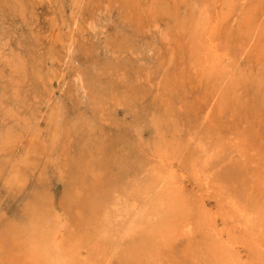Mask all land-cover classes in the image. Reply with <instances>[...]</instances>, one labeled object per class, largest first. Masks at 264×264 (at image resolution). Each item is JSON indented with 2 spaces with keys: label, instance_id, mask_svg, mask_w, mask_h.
<instances>
[{
  "label": "bare ground",
  "instance_id": "6f19581e",
  "mask_svg": "<svg viewBox=\"0 0 264 264\" xmlns=\"http://www.w3.org/2000/svg\"><path fill=\"white\" fill-rule=\"evenodd\" d=\"M12 1L0 4L22 14L29 8L26 0ZM110 1L105 9L118 2ZM182 3L187 10L180 15ZM123 6L125 18L147 17L158 31L159 16L178 13L176 30L188 31L193 42L187 61L172 59L185 67L158 81L163 90L140 100L127 131L114 139L93 134L104 120L107 84L97 80L101 68L89 57L87 70L74 66L72 89L95 113L68 119L56 101L46 117L48 136L39 142V122L23 118L20 108L31 95L39 98L40 87L29 82L25 51H13L0 36V75L7 78L0 87V264H264V0H125ZM75 41L70 34L65 63L77 61ZM248 53V67L237 74ZM192 70L214 80L202 113L188 87ZM54 179L66 185L59 200Z\"/></svg>",
  "mask_w": 264,
  "mask_h": 264
},
{
  "label": "rangeland",
  "instance_id": "374dc122",
  "mask_svg": "<svg viewBox=\"0 0 264 264\" xmlns=\"http://www.w3.org/2000/svg\"><path fill=\"white\" fill-rule=\"evenodd\" d=\"M9 1H12V0H9ZM13 1H15V0H13ZM13 1L10 2L9 4L15 5ZM107 1H110V0H82L81 3H79L78 0H31V1L26 0L25 1L26 5H28L29 8H27V10L25 11L24 14H22L21 12H17V11L15 12L14 9H12V7L5 6L6 7L5 8L4 5L0 4V30H1L0 36L3 37L5 40L9 39L8 41H10L11 48L13 49V51H15V52L17 50L25 51L23 53V56H25V59L27 58V61L29 62V64H28V68L30 71V74L28 76L29 82L35 84L34 88L40 87L39 88L40 94L38 96L39 98H35L34 95H31L32 100H30V102H28L29 103L28 106L24 105L20 108L21 111H23L22 112L23 118L28 119V118L32 117V119H33L32 121L34 123V126L37 124V121L39 122L38 125L40 128V134H41V135H39L40 139L38 138L39 142H41V140L43 141L44 136H46V134H47V130L45 128L48 127V124H47L46 120L48 118V115L51 112V109L54 108L55 103L60 102L61 105H63L65 107V109H64L65 111H63V112H64V116L67 117L68 119L70 117L72 118V117L79 116V115L84 117L85 115H88L90 112L91 113L94 112L90 108V105H88V102H82V101H80L81 99L78 96L74 95V92L72 89V87H73V81L72 80L74 79L73 73H75V70H77V67H79L80 69H83V70H87L86 68H88V66L91 67V64L94 65L95 62H97L95 64V65H97L99 63L97 66H95L96 68L99 66L101 68V69L98 68L100 70H97L96 78L98 81L101 80L102 82L104 81V84H107V85L103 86L104 89L106 90V92L104 90V93L106 95L104 94L105 97H103L104 99H102V102L104 105L103 109H105L107 111L103 110L104 120L101 121V126H100L101 129L100 130L98 129L99 131L94 132L93 134L96 137L100 136V135H102L104 137L108 136V138H110V139H114L117 135L121 134L120 133L121 130L122 131L124 130L125 132L127 131V127H129V125L132 123V121H130V120H132V117L134 114L133 111L136 109V105L139 103L140 100H145L146 102L151 101L149 98L151 95H154V96H151L152 100L156 99V97L160 93V90L161 91L163 90L162 88L160 90H158V87H159V86H157L158 81L163 80L165 76H166V79L167 78L170 79V76H171V80H172L175 77V76L173 77V75L175 74L177 76L178 73L181 71V69L185 67V64H182V65L179 64L178 65L177 63L178 62L182 63L184 61H187V59H188L187 57L191 53L190 52V45H192L193 37H192V35L188 34V31L187 32L186 31H182V32L179 31L178 32V30H176L175 27H176V25H177L176 23L179 19L178 13L180 15L182 13H184L187 10V5H184L182 3L180 5L178 13L176 15H173V16L170 15V18H169V16L164 15V14H163V16H159L158 21L162 23V24L160 23L161 24L160 25L161 31H163L165 35H167L168 33L170 34L169 38H171V39L165 40L164 35L161 34V31H158L156 29V27L151 26L152 22L147 17L141 18L140 19L141 22L136 20L137 17L134 15H132V16L129 15V18H125V15L120 12V10H122L121 7H125V6H123L125 0H115L118 2L116 4H114L115 5L114 7L109 6V8L105 9L104 7H105V4ZM32 2L34 5L32 4ZM35 2H37V3H35ZM41 4H42V6H41ZM1 10H3V11L1 12ZM4 10H6V11H4ZM67 11H68V13H67ZM41 12H42V14H41ZM3 19H4V21H3ZM17 22H19V23H17ZM233 22H232V24H233ZM122 25L124 28H122ZM6 26H8V27H6ZM13 26H15V27H13ZM16 26H18V27H16ZM111 27H113V28L111 29ZM7 28H9V29H7ZM62 28H64V29H62ZM115 28L120 29V30H116ZM39 29H40V31H39ZM108 29L110 32H108ZM232 29H233L232 31H235L236 27L233 26ZM8 30H10V31H8ZM7 32H10V34ZM42 32H43V34H41ZM44 32H46V33H44ZM73 33L76 34L75 46L76 45L77 46L75 48V57L76 58L78 57V58H77V61H75L73 63H71V62L65 63L66 59L64 56L65 55V53H64L65 52V46L64 45H66V43L69 39V35L73 34ZM100 33H103V34H100ZM233 33H235V32H233ZM95 35L97 37H95ZM108 36H110L109 39H108ZM115 36H117V37L114 38ZM37 38L41 42H39V40H37ZM111 38L113 39V41H111ZM32 39L36 43L37 42H39V43L36 44ZM106 39H107V41H106ZM175 39H177L179 41L180 47H177V45H179V44L174 42ZM94 41H95V43L93 44ZM114 41L120 43L121 47L118 43H117V46H119V48L117 46H115L116 43ZM169 41H172L173 46L168 43ZM104 42L106 45H104ZM111 43L113 45H111ZM123 43H124V45H123ZM181 44H182V46L184 45L183 46L184 51H183ZM108 45H110L112 47H110ZM139 45H140V47H139ZM93 46H96L97 49H95V47H93ZM113 46H114V48H113ZM123 46H125V47H123ZM80 47H81V49H80ZM121 48H122V51H121ZM77 49H78V51H76ZM99 49H100V53L98 51ZM164 49H165V51H164ZM173 51L180 52V54L176 52L177 54L175 56H173L172 55ZM106 52H108V53H106ZM139 52H140V54H138ZM157 52H158V54H157ZM164 53H167L166 58L164 57L165 56ZM238 53H239V51H238ZM97 54H99V56ZM107 54H109L108 57H107ZM78 55H80V58ZM95 55H96V57H95ZM250 55L251 54L248 53L246 56H244V58L242 60L239 61L238 66L235 70V72H237V74L239 72L242 73V69H243V71L246 70L245 69L246 66L248 67L249 62L252 59V55L251 56ZM109 56H111V59ZM124 56H126V57H124ZM178 56L179 57L184 56V58H181V60L179 59L180 61H178V58H179ZM89 57H90V60H92V62L89 60ZM99 57L100 58L103 57V58L100 59ZM174 58H176V62H177V63L175 62V64H173V60H172ZM94 59L97 61H95ZM164 59H165V61H164ZM84 60H86V61L88 60L89 62H91V64H89V62H86ZM101 60H103L102 62L105 65H103V64L100 65ZM105 60H107V61L105 62ZM76 62L80 63V64L79 65L77 64V66H76ZM84 62H85V64H83ZM111 62L113 64H111ZM165 63H167V64H165ZM85 65H86V68H85ZM74 66H75V70L73 69ZM115 66H117V67H115ZM171 66H174V67H171ZM166 67H170V68L166 69ZM176 67L177 68L179 67V68L177 69ZM118 68H120V69H118ZM163 68H164V70H163ZM41 69H42V72H41ZM161 69H162V71H161ZM171 69H173V71H171ZM103 70H104V72H103ZM8 71H9L8 69L5 71L6 74L8 73ZM136 71H139L140 73L137 74ZM148 71L151 72V82H148L146 79V74ZM188 71H189V69H188ZM38 72H40V73H38ZM161 72H162V74H161ZM166 72L168 73V75ZM170 72H172L173 75H170ZM43 73H45L46 75ZM190 73H191V75H190ZM190 73H188V76H190V78H189L190 84L188 83V87L190 90L192 89L190 94L192 93L191 95H193V96L195 95L194 97L192 96L193 97V103H195L196 106L198 104L200 105V107H201L200 113H202L203 109H204L203 104L205 105L206 101H207L206 100V96H207L206 93L208 94L207 88L212 87L214 80L210 79L209 76H207V75L199 76L198 74H195L193 70L190 71ZM138 75H142V76H138ZM34 76H36V77H34ZM57 76H58V79H57ZM99 76L100 77L102 76V78H100ZM0 77H1V75H0ZM103 78H105V80ZM6 79H7L6 77L0 78V87H2L4 90L6 87H5V83H3V82L6 81ZM108 79H109V83H108ZM32 81H34V82H32ZM110 81H112V82H110ZM115 84H117V85H115ZM43 85H44V88L46 87L45 92L43 91L44 90ZM120 85L122 86L121 88H120ZM9 86H7L6 90H8V92L11 93L12 87L11 86L9 87ZM109 86H110V88H109ZM205 86H206V88H205ZM8 87L10 89H8ZM106 87L108 89H106ZM111 87H113V88H111ZM114 87H117L118 89L117 88L115 89ZM131 87H133V88H131ZM2 88H0V89H2ZM49 89H52L51 94H50V92H48ZM126 90L129 92H126ZM244 90H245V88H243L241 91L244 92ZM41 91H42V94H41ZM144 91H145V93H144ZM195 91H196V93H195ZM150 92H152V93H150ZM202 92H204L205 94L202 95L203 94ZM107 94H108V96H107ZM130 94H131V96H130ZM199 94H200V96L197 97V95H199ZM145 95H148V96L146 97ZM109 96L110 97L112 96V97L109 99ZM203 96H204V100H203ZM65 97L67 99H65ZM47 98H50V100L46 104L44 101H46ZM105 98H107V99H105ZM199 98H200V100H199ZM59 99H61V100L59 101ZM196 99H197L198 103H197ZM125 100H126V102H125ZM199 102H201V103H199ZM109 103L110 104L112 103L111 104L112 106ZM70 104H72L71 105L72 107L70 106ZM109 105H110V107H109ZM128 106H129V108H128ZM23 108H24V110H23ZM106 108H108V109H106ZM110 109H111V111H110ZM75 110H76V112H75ZM45 111H46V113H45ZM213 112L214 111H212V113ZM68 113H72V114H69L70 115L69 116ZM39 115L40 116L42 115L41 118ZM44 117L45 118L47 117V118L45 119ZM110 125H112V126H110ZM44 126H47V127H44ZM42 133H44V134H42ZM146 135H147V133H146ZM47 136H48V134H47ZM75 138H76L75 135L74 136L71 135V136L66 137V139H65L66 144H68V148H69L70 152L73 150L72 144L74 143ZM28 140H29L28 138H25V140H23V142L26 143ZM71 140H72V142H70ZM23 142H21V146L22 145L27 146V143L25 144ZM17 150H19V148ZM17 152H19V151H17ZM15 153H16V151H15ZM45 161H47V163L51 162V161H48L46 159H45ZM63 184H64L63 181L54 179V191L56 194L58 193L56 195L58 200L62 197L64 190H65V187H66V185L63 186ZM56 190H57V192H56Z\"/></svg>",
  "mask_w": 264,
  "mask_h": 264
}]
</instances>
